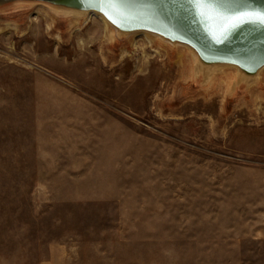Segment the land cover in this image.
Instances as JSON below:
<instances>
[{"label": "rangeland", "instance_id": "rangeland-1", "mask_svg": "<svg viewBox=\"0 0 264 264\" xmlns=\"http://www.w3.org/2000/svg\"><path fill=\"white\" fill-rule=\"evenodd\" d=\"M100 14L0 0V264H264V66Z\"/></svg>", "mask_w": 264, "mask_h": 264}, {"label": "water", "instance_id": "water-1", "mask_svg": "<svg viewBox=\"0 0 264 264\" xmlns=\"http://www.w3.org/2000/svg\"><path fill=\"white\" fill-rule=\"evenodd\" d=\"M35 1H61L75 9L95 8L121 28L166 34L195 46L208 58L235 61L252 68L264 66V24L249 22L235 28L225 25V31L218 22L202 16L192 0H127L103 9L97 0H83L81 5L72 0ZM217 8L227 14L264 11V0H220Z\"/></svg>", "mask_w": 264, "mask_h": 264}, {"label": "snow or ice", "instance_id": "snow-or-ice-1", "mask_svg": "<svg viewBox=\"0 0 264 264\" xmlns=\"http://www.w3.org/2000/svg\"><path fill=\"white\" fill-rule=\"evenodd\" d=\"M117 2L118 0H97L102 9L105 6L114 8ZM192 3L200 10L202 16L218 22L219 27L225 31V25L235 28L249 22L264 24V11L227 14L217 8L220 0H192ZM109 18L111 19V16Z\"/></svg>", "mask_w": 264, "mask_h": 264}, {"label": "bare ground", "instance_id": "bare-ground-1", "mask_svg": "<svg viewBox=\"0 0 264 264\" xmlns=\"http://www.w3.org/2000/svg\"><path fill=\"white\" fill-rule=\"evenodd\" d=\"M95 1V0H94ZM72 2H75L76 4H83V0H72ZM79 11V10H78ZM82 13V12H81ZM72 16V15H71ZM74 17V15H73ZM104 24L110 28V23L109 21L103 16L100 14L99 16ZM76 19H77V16H76ZM110 30V29H109ZM147 34V33H146ZM131 35V34H130ZM129 35V36H130ZM128 37V36H127ZM159 37V36H158ZM168 42V41H167ZM170 42V41H169ZM182 46V45H181ZM191 48V47H190ZM188 50V49H187ZM195 51V50H193ZM196 54V53H195ZM192 55V54H191ZM197 55V54H196ZM199 58H198V65L200 67V69H202V71L206 74H210L212 70H216V69H220L222 66H229L231 68H234V69H237V65H241L235 61H229V60H221V59H213V58H208L206 57L204 54H198ZM193 58V57H192ZM242 66V65H241ZM243 71V70H242ZM259 71V70H258ZM220 72V71H219ZM244 74H245V77L246 76H249L250 74L246 73V71H243ZM252 74V73H251ZM255 74V73H254ZM214 75V74H213ZM254 76V75H253ZM251 76V77H253ZM253 87V86H252Z\"/></svg>", "mask_w": 264, "mask_h": 264}]
</instances>
